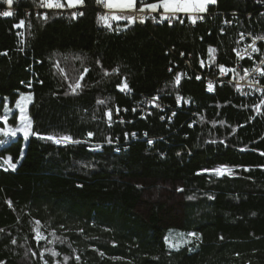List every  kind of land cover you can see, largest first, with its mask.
Here are the masks:
<instances>
[{
  "label": "trees",
  "instance_id": "16d2710c",
  "mask_svg": "<svg viewBox=\"0 0 264 264\" xmlns=\"http://www.w3.org/2000/svg\"><path fill=\"white\" fill-rule=\"evenodd\" d=\"M17 1L0 100H32L23 131L0 132V264H264V93L236 86L258 65L264 86V0L141 24L97 0L25 20L38 0Z\"/></svg>",
  "mask_w": 264,
  "mask_h": 264
},
{
  "label": "built area",
  "instance_id": "2783aa9c",
  "mask_svg": "<svg viewBox=\"0 0 264 264\" xmlns=\"http://www.w3.org/2000/svg\"><path fill=\"white\" fill-rule=\"evenodd\" d=\"M5 1V7L0 11V13L9 11V12H16L18 7L16 6V4L18 3L17 0H13L12 4L9 5L6 0ZM107 0H100V2L96 3V8L99 9L102 14L104 15V17L107 18V20L112 19L115 15H126L129 18H133V19H129L131 22L133 23H138L141 24L143 23L149 16L150 12L146 11V10H139L137 8H135L134 10L131 11H115L113 10L111 7H106ZM80 5H76L75 7H69L67 5H65L62 8H56V7H44L41 6V0H38V3L36 6L33 7H29V8H25L24 12H23V18L25 20L30 19L32 16L35 17H44L46 16V14L50 11H74L76 10V8H78ZM162 18L164 20H168V21H174L175 18H177L173 13L170 12H161ZM3 16V15H2ZM167 17V18H165ZM185 17V16H184ZM195 17V16H194ZM19 35L21 38L24 37V32L23 30H19ZM251 50H252V45L248 46L245 48V53L246 55H248L249 57L251 56ZM243 54H240L239 56L241 57ZM249 72H255V79H247V75L240 81H238L236 83V86L238 87L239 91L244 95H262L264 93V86L259 82V65L256 66L254 69H252ZM224 74V73H223ZM197 80H200V77L197 78ZM211 86V87H210ZM215 86V81H209V88H214ZM129 140V139H126Z\"/></svg>",
  "mask_w": 264,
  "mask_h": 264
},
{
  "label": "snow or ice",
  "instance_id": "6c2138e0",
  "mask_svg": "<svg viewBox=\"0 0 264 264\" xmlns=\"http://www.w3.org/2000/svg\"><path fill=\"white\" fill-rule=\"evenodd\" d=\"M6 2L11 5L13 0H6ZM98 2H100V0H98ZM135 0H131V3H126L124 2V0H107L106 3V7H114V8H123V7H132L134 5ZM209 2H215V0H159V3L156 4H149L146 5L147 8L155 11L157 10L159 7H163L164 10L166 12H172V13H176V12H192V11H198V12H203L206 10V4ZM83 0H67V6L69 7H75L78 4H82ZM41 6L44 7H56V8H62L65 6V4L62 2V0H41ZM141 11H143V8L141 9ZM12 12L6 11L3 13H0V15L3 16H10L12 15ZM83 13H80V15H82ZM76 13H73V16H75ZM46 18V17H45ZM115 19H120L121 17H113ZM126 19H133V18H129V17H125ZM167 18V17H165ZM202 19V17H200ZM102 20H104L105 22H107V18L106 17H101ZM192 22L195 23L196 22V18L193 17ZM23 21L20 22V25L18 26H23ZM110 26V25H109ZM254 51H257L258 49L253 48ZM210 51H214L211 50ZM179 79L180 77L177 76L176 79V83H179ZM77 87H79V85H77ZM211 87V86H210ZM75 90V89H74ZM16 106L19 108L20 107V103L19 101H17ZM111 115V113H109V116ZM23 119V118H22ZM0 120H3L5 123H7V117H0ZM17 131H23V129H12L11 127L4 129V128H0V132H3L5 135H10V136H16ZM28 132H24V136L25 138H27L28 136ZM89 135H91V133H89ZM47 139H52L55 140L56 143H67V142H74L71 140V137H62V138H55V137H47ZM6 143L3 140H0V144H4ZM6 163H8L9 167L12 169H15L16 165L11 163V157L9 156L6 160ZM226 171L229 172V174H231V170L229 169H225ZM218 174H223L222 171L220 169L216 170ZM195 235V234H192ZM13 243H15V241H13Z\"/></svg>",
  "mask_w": 264,
  "mask_h": 264
},
{
  "label": "rangeland",
  "instance_id": "374dc122",
  "mask_svg": "<svg viewBox=\"0 0 264 264\" xmlns=\"http://www.w3.org/2000/svg\"><path fill=\"white\" fill-rule=\"evenodd\" d=\"M126 3H131V0H124ZM216 2V0H215ZM215 2H209L206 4V10L203 12H198V11H192V12H176L173 13L176 17L178 15H186L191 18H193L196 15L204 14L207 11V8L209 5L214 4ZM158 2H153V3H148L145 5H140L139 9L143 10L149 9L146 7V5L149 4H156ZM113 10L117 11L116 9H122L123 11H131L134 10L135 8H138L137 6V0H135L134 5L132 7H123V8H114L111 7ZM158 9L164 10L163 7H159ZM157 9V10H158ZM172 13V12H170ZM126 16V15H125ZM32 100V93L30 91H19L18 95L14 97H6V99L1 102L0 100V113L2 114V117L6 116L7 117V123L4 126H0V128L7 129L9 127L14 128L17 125L23 126L25 125L30 117L29 114V105ZM17 101L20 103V107L18 108L16 106ZM15 111V112H14ZM13 112V113H12ZM8 117H11V120L8 119ZM14 118V119H12ZM23 118V119H22ZM165 239L166 241L173 246H180L185 244L188 241V235L185 231L183 230H178L176 228H168L165 230Z\"/></svg>",
  "mask_w": 264,
  "mask_h": 264
},
{
  "label": "bare ground",
  "instance_id": "6f19581e",
  "mask_svg": "<svg viewBox=\"0 0 264 264\" xmlns=\"http://www.w3.org/2000/svg\"><path fill=\"white\" fill-rule=\"evenodd\" d=\"M99 12H101V11H99ZM247 79H255V72H250L249 75L247 76ZM212 90H213V88H209L208 92H211Z\"/></svg>",
  "mask_w": 264,
  "mask_h": 264
},
{
  "label": "crops",
  "instance_id": "0c3cea01",
  "mask_svg": "<svg viewBox=\"0 0 264 264\" xmlns=\"http://www.w3.org/2000/svg\"><path fill=\"white\" fill-rule=\"evenodd\" d=\"M117 11H123L122 9H116ZM149 10H151V9H149ZM151 11H153V10H151ZM155 11H157V10H155Z\"/></svg>",
  "mask_w": 264,
  "mask_h": 264
}]
</instances>
